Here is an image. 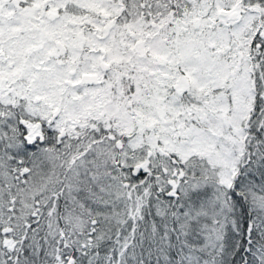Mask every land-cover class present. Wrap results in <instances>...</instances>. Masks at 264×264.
I'll list each match as a JSON object with an SVG mask.
<instances>
[{"label":"snow or ice","instance_id":"obj_1","mask_svg":"<svg viewBox=\"0 0 264 264\" xmlns=\"http://www.w3.org/2000/svg\"><path fill=\"white\" fill-rule=\"evenodd\" d=\"M0 264H264V0H0Z\"/></svg>","mask_w":264,"mask_h":264}]
</instances>
